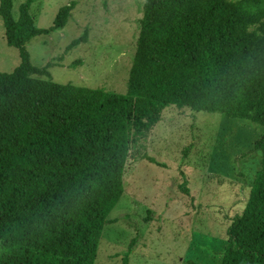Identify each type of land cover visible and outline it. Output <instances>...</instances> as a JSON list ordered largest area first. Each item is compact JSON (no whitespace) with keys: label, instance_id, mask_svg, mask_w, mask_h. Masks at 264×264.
<instances>
[{"label":"trees","instance_id":"16d2710c","mask_svg":"<svg viewBox=\"0 0 264 264\" xmlns=\"http://www.w3.org/2000/svg\"><path fill=\"white\" fill-rule=\"evenodd\" d=\"M33 2L20 3L14 19L12 0H0L5 43L20 60L0 73V243L59 264H93L126 162L144 151L140 142L165 108L264 127V0H145L122 94L57 84L48 64H31L26 44L62 28L73 6L37 29ZM252 150L259 168L220 264H264V134ZM134 158L154 163L145 153Z\"/></svg>","mask_w":264,"mask_h":264},{"label":"rangeland","instance_id":"374dc122","mask_svg":"<svg viewBox=\"0 0 264 264\" xmlns=\"http://www.w3.org/2000/svg\"><path fill=\"white\" fill-rule=\"evenodd\" d=\"M24 0H12L11 14ZM145 0H34L29 13L48 29L73 4L65 25L26 44L30 62L57 84L125 92ZM85 41L65 51L80 36ZM75 61L78 65L69 67ZM0 19V73L19 64ZM264 127L187 108H165L140 142L154 163L131 154L123 193L108 214L93 264H220L226 230L248 199L261 155L252 150ZM184 184L187 192L180 186ZM132 244V245H131ZM131 248L129 250V246ZM59 264L0 243V264Z\"/></svg>","mask_w":264,"mask_h":264}]
</instances>
